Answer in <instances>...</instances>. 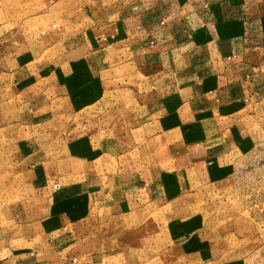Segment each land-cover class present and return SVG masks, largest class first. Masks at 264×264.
<instances>
[{
    "label": "crops",
    "instance_id": "crops-1",
    "mask_svg": "<svg viewBox=\"0 0 264 264\" xmlns=\"http://www.w3.org/2000/svg\"><path fill=\"white\" fill-rule=\"evenodd\" d=\"M75 5L43 48L0 35V101L19 113L9 168L29 191L0 221V264H143L176 240L177 199L264 125V0ZM206 239L176 246L210 261Z\"/></svg>",
    "mask_w": 264,
    "mask_h": 264
},
{
    "label": "rangeland",
    "instance_id": "rangeland-1",
    "mask_svg": "<svg viewBox=\"0 0 264 264\" xmlns=\"http://www.w3.org/2000/svg\"><path fill=\"white\" fill-rule=\"evenodd\" d=\"M75 6V0H0V35L25 38L43 48L51 42V33L67 32L75 25L81 15ZM18 114L11 103L0 101V221L29 193L13 188L20 181L12 180L9 168L15 157ZM249 123L241 148L214 161L215 182L177 199L173 222L164 225L170 232L176 229V240L163 232V247H148L143 264H264V125ZM185 223H191L188 229ZM190 232L206 234L210 261L178 249L177 243Z\"/></svg>",
    "mask_w": 264,
    "mask_h": 264
},
{
    "label": "built area",
    "instance_id": "built-area-1",
    "mask_svg": "<svg viewBox=\"0 0 264 264\" xmlns=\"http://www.w3.org/2000/svg\"><path fill=\"white\" fill-rule=\"evenodd\" d=\"M74 262H75V259H71V264H74Z\"/></svg>",
    "mask_w": 264,
    "mask_h": 264
}]
</instances>
